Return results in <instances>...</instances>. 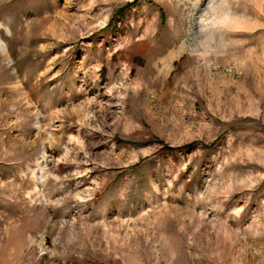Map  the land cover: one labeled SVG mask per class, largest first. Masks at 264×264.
Segmentation results:
<instances>
[{
    "label": "rangeland",
    "instance_id": "1",
    "mask_svg": "<svg viewBox=\"0 0 264 264\" xmlns=\"http://www.w3.org/2000/svg\"><path fill=\"white\" fill-rule=\"evenodd\" d=\"M207 2L0 0V264H264V0Z\"/></svg>",
    "mask_w": 264,
    "mask_h": 264
},
{
    "label": "clouds",
    "instance_id": "2",
    "mask_svg": "<svg viewBox=\"0 0 264 264\" xmlns=\"http://www.w3.org/2000/svg\"><path fill=\"white\" fill-rule=\"evenodd\" d=\"M195 21L198 31L202 34H210L214 30L229 31L230 24L234 22V17L230 6L217 0H208L205 7L196 16ZM212 39L211 35H205L204 40L199 43L206 46V41ZM206 53H202L204 55Z\"/></svg>",
    "mask_w": 264,
    "mask_h": 264
},
{
    "label": "trees",
    "instance_id": "3",
    "mask_svg": "<svg viewBox=\"0 0 264 264\" xmlns=\"http://www.w3.org/2000/svg\"><path fill=\"white\" fill-rule=\"evenodd\" d=\"M164 148H165L166 150H172V148L167 147V146H164Z\"/></svg>",
    "mask_w": 264,
    "mask_h": 264
},
{
    "label": "bare ground",
    "instance_id": "4",
    "mask_svg": "<svg viewBox=\"0 0 264 264\" xmlns=\"http://www.w3.org/2000/svg\"><path fill=\"white\" fill-rule=\"evenodd\" d=\"M1 47H3L1 44H0Z\"/></svg>",
    "mask_w": 264,
    "mask_h": 264
}]
</instances>
